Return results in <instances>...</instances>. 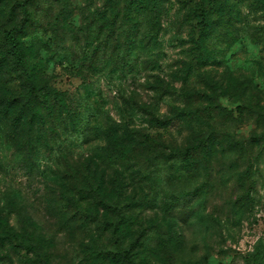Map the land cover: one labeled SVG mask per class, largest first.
Segmentation results:
<instances>
[{
  "label": "rangeland",
  "instance_id": "1",
  "mask_svg": "<svg viewBox=\"0 0 264 264\" xmlns=\"http://www.w3.org/2000/svg\"><path fill=\"white\" fill-rule=\"evenodd\" d=\"M0 1V235L8 232L0 264H123L106 260L112 245L103 220L117 223L122 250L141 243L132 250L138 264H249L264 244V0H228L234 17L212 24L204 53L188 12L201 0H160L158 51L140 53L139 73L126 69L118 80L101 72L112 45L100 33L106 0L30 1L17 34L26 68L37 87L65 94L85 123L98 112L103 124L117 123L110 167L84 166L103 140H58L54 124L29 121L26 88L3 37L22 15L16 0ZM177 109L188 116L175 127L147 123L150 114L167 119ZM200 141L205 152L192 163L168 161L170 151ZM59 153L77 166H64ZM92 175L104 179L91 196L112 208L102 204L99 224L84 225L63 187L87 176L95 188ZM188 194L193 217L183 225L169 210Z\"/></svg>",
  "mask_w": 264,
  "mask_h": 264
},
{
  "label": "trees",
  "instance_id": "2",
  "mask_svg": "<svg viewBox=\"0 0 264 264\" xmlns=\"http://www.w3.org/2000/svg\"><path fill=\"white\" fill-rule=\"evenodd\" d=\"M30 1L24 0L21 2L16 0L22 15V21L19 27L10 28L3 34L6 56L19 71L26 88L23 97V108L29 121L36 118L44 125L48 121L51 125L54 124L55 130L50 129L49 131L51 134L56 135L58 140H60L61 135L63 137L67 135V137H71L76 134L81 136L83 144L103 140L105 146L101 148V154L88 160L84 166H117V123L108 122L103 124L99 121L101 118L99 112L97 117L95 115V122L89 121L85 123L83 115L75 112L71 105H69L68 97L65 94L51 91L46 86L37 87L28 72L25 65V55L17 34L26 27L29 21ZM159 1L106 0V12L102 14L100 33L103 36L105 45H110V42L112 45L106 48V54L104 53V56L101 58V72L105 77L112 78L114 76L118 80L124 76L126 69L131 73H139V69L142 67V63L139 62L140 53L150 51L153 54L158 51V39L162 31V13L159 10ZM188 12L197 24L198 37L200 39L197 45L199 53L206 51V42L211 39L212 35V24L216 20L229 21L234 17L233 9L228 0H201L194 7L190 8ZM143 26L145 27V31L142 33ZM119 33L122 35V42L117 38L120 36ZM35 102L39 103L36 110L33 108ZM186 116H188V113L177 109L174 115L167 119L150 114L147 123L151 128L167 129L185 121ZM126 132L132 133L125 130L122 134ZM60 146L61 144L58 146L59 149ZM134 147L141 148L143 146L140 142H137ZM205 149V141H200L197 145H189L180 153L170 151L167 159L172 163L190 164L193 162L195 155L200 151L205 152ZM60 161L64 166H77L76 164L71 165L66 153H59ZM93 179L98 183L95 188H93L92 182L87 176H83V180H77L74 176V185L71 188L63 187L67 190L62 196L63 201H65L66 205L73 207V210L80 215V220H82L84 225L99 224L97 214L102 204L103 209L112 208L91 196L92 194L102 192L104 178L96 180V177L93 176ZM91 198L95 201V205L89 201ZM194 199L190 194L181 196L170 207V217L186 225L193 217V211L190 207ZM92 205H94V210L90 209ZM103 221L100 226L109 232L112 245V250H105V254L107 255L106 260L117 263L118 256L119 261L123 264H138L134 261L132 250L141 245V243L135 241L128 249L122 250L121 246L117 244V223L109 222V220ZM3 233L4 236L0 235V239L8 237V232L5 231ZM249 264H264V244L262 242H259L251 253Z\"/></svg>",
  "mask_w": 264,
  "mask_h": 264
}]
</instances>
